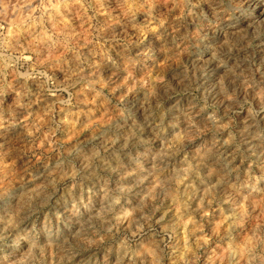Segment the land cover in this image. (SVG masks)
<instances>
[{"label": "clouds", "instance_id": "1", "mask_svg": "<svg viewBox=\"0 0 264 264\" xmlns=\"http://www.w3.org/2000/svg\"><path fill=\"white\" fill-rule=\"evenodd\" d=\"M0 264H264V0H0Z\"/></svg>", "mask_w": 264, "mask_h": 264}]
</instances>
